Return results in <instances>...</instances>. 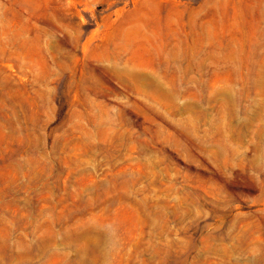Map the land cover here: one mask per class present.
<instances>
[{"label": "rangeland", "instance_id": "1", "mask_svg": "<svg viewBox=\"0 0 264 264\" xmlns=\"http://www.w3.org/2000/svg\"><path fill=\"white\" fill-rule=\"evenodd\" d=\"M0 264H264V0H0Z\"/></svg>", "mask_w": 264, "mask_h": 264}]
</instances>
